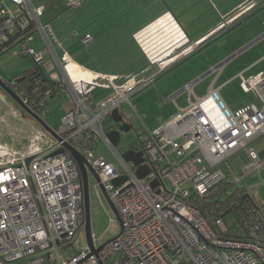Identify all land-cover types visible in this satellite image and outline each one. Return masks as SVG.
Returning <instances> with one entry per match:
<instances>
[{"label":"built area","instance_id":"2783aa9c","mask_svg":"<svg viewBox=\"0 0 264 264\" xmlns=\"http://www.w3.org/2000/svg\"><path fill=\"white\" fill-rule=\"evenodd\" d=\"M8 1L10 6L0 2L1 31H12V19L22 13L35 23L48 39L47 46L63 75L60 87L70 93L72 105L52 129L56 137L52 135L43 149L16 155L0 148V264L17 260H26L27 264H264V204L254 186L236 191L237 198L242 195L246 201L231 210L241 234H233L231 229L236 227L225 223V214L204 215L194 202L206 197L213 187L229 184L223 166L230 159L245 154L258 172L264 166V157L253 147L264 136V70L240 78L242 90L254 91L259 104H246L235 111L212 86L192 101V83L186 84L182 90L187 93V105L156 129L142 126L137 133L140 147L128 148L142 152V164L147 165L148 172L140 178L135 173L137 166L125 161L113 147L105 124L112 111L119 110L122 100L152 82L155 72L126 83L119 78L139 76L96 73L79 66L104 78L105 83L80 79L75 85L52 50L50 29L43 24L40 10L31 0ZM80 4V0H69L67 5L77 8ZM28 20L25 18L21 26ZM178 29L180 41L174 52L182 50L187 40L186 33ZM30 36L17 43L19 52L41 61V54L28 45ZM0 39H6L3 33ZM89 40V35L81 38L83 44ZM156 63L154 54L151 70L159 65ZM8 84L16 86L14 80ZM87 86L110 89L112 95L94 103L91 91L85 90ZM17 93L22 98V92ZM49 94L50 90H45L42 97L30 103L24 98L22 101L41 117L43 112L37 109ZM100 143L110 150L119 167L97 151ZM66 146L82 155L97 174L94 189L99 185L104 188L121 220L120 234L97 253H91L89 247L68 253L83 229L84 209L75 160L67 150L54 153ZM121 178L125 180L115 185L114 181ZM241 178L242 174L235 175L231 183L237 184Z\"/></svg>","mask_w":264,"mask_h":264},{"label":"crops","instance_id":"0c3cea01","mask_svg":"<svg viewBox=\"0 0 264 264\" xmlns=\"http://www.w3.org/2000/svg\"><path fill=\"white\" fill-rule=\"evenodd\" d=\"M68 1L31 0L40 10L43 24L48 25L52 50L60 57L71 79H74V75H84L87 81L102 85L105 83L104 78L93 76L79 66L96 73L133 74L146 69L147 64L150 66L154 54L160 57L159 65L163 67L171 60H167V55L180 41L178 27L187 34L184 47L194 45L188 49L181 47L182 50L186 49L182 52L183 56L166 69L155 72L152 82L145 86L152 85L150 90L160 97L158 102L161 108L158 119L149 125L151 129L145 125L147 129L158 128L177 113H174L175 110L187 105V93L182 89L188 83H192V101L205 95L212 86L218 89L222 99L226 97V101L223 100L233 111L246 104H259L254 91L242 90L240 78H249L264 70V0H80L81 4L77 8H69ZM4 2L11 5L8 0ZM174 15L181 16V23L188 26L183 28L181 24L178 25L176 19L172 18ZM85 35H89L90 40L83 44L81 38ZM47 40L38 28L31 34L28 45L40 53L43 59L44 49L52 53ZM89 48L91 52L87 54ZM108 48L122 49L125 54V60L111 64L114 71L99 67L98 55ZM1 59L0 64L5 60ZM57 60L59 62V58ZM39 62L35 61L34 64L38 63L41 67ZM55 63L59 67L57 61ZM132 65H135L133 67L136 70H128ZM120 69L128 72H121ZM24 71L22 67L13 64L5 73L12 75L9 80H13L20 78L19 75ZM173 72H177L175 78L169 77L163 83ZM131 77L119 79L131 83L137 78ZM54 84L48 99L60 93L61 83ZM241 93L243 96H240ZM66 105L63 106V114L71 106ZM36 124L42 127L40 123ZM42 129V134L52 139L50 132L44 127ZM237 157L248 162L245 154Z\"/></svg>","mask_w":264,"mask_h":264},{"label":"rangeland","instance_id":"374dc122","mask_svg":"<svg viewBox=\"0 0 264 264\" xmlns=\"http://www.w3.org/2000/svg\"><path fill=\"white\" fill-rule=\"evenodd\" d=\"M83 7L84 5L81 9H83ZM174 18L177 22H179V25L181 24L183 28H185V26H188V24L184 23L183 25V23H181V16L174 15ZM187 33L189 34L190 32ZM108 40L110 41L109 38ZM19 49V45H16L15 47L4 52L0 56L2 57V61L5 59L2 64H0V76H2L4 79L9 80L10 76H12L8 73H5V70L13 64H15V66L22 67L24 70H28L33 67L35 59L31 56L23 55L19 52ZM108 49H105L104 51H102V53H99V67L101 69H105L106 71H114L115 69L114 67H112L111 64H115L118 60L119 63L125 60V54H123L122 49L119 48ZM47 50L44 49L43 60H41L39 63L50 79H52L54 82L60 83L63 80V75L59 67L56 65L52 53L48 52ZM86 51L87 54H90L91 49L89 48ZM182 52V50L171 52L167 58V60H171L165 63L163 68L173 63L176 59L182 57ZM156 64H161V62L157 61ZM133 66L135 65L130 66V69L128 70H136ZM146 66V69L144 68L142 70H138V72L133 73V75L141 76L148 73L147 70H151V65L149 66V64H147ZM178 68H180V66ZM123 70L125 69H122L121 72H128L127 70ZM161 70L163 69H156L154 70V72H160ZM176 73H170L169 76L166 78L167 80H165L163 83L168 81L169 77L171 79L175 78ZM120 74L123 75V73ZM150 75L151 74H148L145 77L140 78L137 77L138 79L133 77L135 79H133L134 81L132 80L131 83H134L142 78H147ZM124 76L127 75L124 74ZM74 79L76 81L80 79H84L87 81V77L84 75H74ZM130 79H132V77ZM151 86L152 85L145 88H140L139 90L131 94L128 100H122L121 104L118 106L121 115L131 124L130 130H128L127 132H121V137L118 144H112L116 151L121 154L130 147H140V143L137 140V133L140 132L142 126H147L149 128V125L155 122L158 119L157 115L161 113L160 103L158 102L160 97L155 94H152L150 90ZM59 90L60 93L57 94L56 97L49 99L47 98L48 102L46 103V106L44 107V111L41 116L43 122L51 130L59 124L60 118L63 114L64 104L72 105L71 100L70 103H68V100L70 99V93L65 92L66 89L64 91V88L61 87L59 88ZM85 90L91 91V94L93 96V102L97 104L100 103V101L106 99L108 96L112 95L110 89L97 86H87ZM240 96H243V94L241 93ZM179 99L180 98H178V101ZM223 99L226 101V97H223ZM176 112L177 111L175 110L174 113ZM24 119L27 120L28 123L25 122ZM38 125L34 120H32L31 117L25 114V111H23L22 108L19 107L18 104H16L14 100L4 90L0 88V148H4L9 151L10 154L16 155H26L37 147L43 149V147L47 145L51 138L48 135L44 136L42 134V127L40 125L38 127ZM105 125L106 128L110 129L111 126L108 120ZM134 129H136V133ZM253 147L257 153L263 150L264 136L256 143H254ZM97 151L99 153H103L109 161H112L116 167H119L116 159L114 158L110 150L106 149V147L102 143H100L97 147ZM223 167L224 170L227 172L226 181L229 183V186L226 192L224 193V196L219 198L221 201H224L227 199V197L235 194L237 189H240L242 187L254 186L261 204H264V166L261 167L258 172L254 169V166L250 162L245 163L241 158L235 157L226 162ZM248 172L250 173L248 174ZM241 174V181L237 184H232L231 182L233 181L234 176H240ZM88 178L91 205L92 238L94 245L98 247L100 244L114 237L119 232L120 227L119 222L117 221L114 213L109 207L106 199L102 195L99 187H97V190L94 189L93 186L96 182L94 177L92 175H89ZM224 221L227 225H234L236 227L237 218L235 216L234 211H229L227 214H225ZM231 231H233V234H241L243 232L237 227L231 229ZM85 248H88V246L84 237L83 229H81L78 233V237L73 240V246L69 247L68 253L75 254V251H80ZM40 253L41 252H38L37 254ZM28 258L29 257H27V259ZM7 264H27V261L17 260Z\"/></svg>","mask_w":264,"mask_h":264},{"label":"trees","instance_id":"16d2710c","mask_svg":"<svg viewBox=\"0 0 264 264\" xmlns=\"http://www.w3.org/2000/svg\"><path fill=\"white\" fill-rule=\"evenodd\" d=\"M0 2L5 4L4 0H0ZM25 18L28 20L27 16L22 13L12 19V31L10 29H4L1 31L0 29V36L3 33L6 37L5 40L0 39V55L15 47L25 36L31 35L36 31L37 28L35 23L30 20H28V23L24 27L21 26V24L24 23ZM19 76L23 79L16 83L15 88L17 92H22V98L26 99L27 103L32 102L34 98L42 97L45 90H50V92H52L53 85H55V82L46 75L38 63H35L32 68L25 70ZM11 81L12 79L8 80V83ZM11 88L15 90L12 86ZM47 102L48 100L46 99L45 103L37 109L38 113L44 109ZM228 186L229 185L224 182L213 187L206 197L194 201L196 207H198L204 215L221 216L227 214L225 213L226 211H231L234 207L236 208L237 205L246 202L245 199L242 200V195L237 198L236 193L227 197L226 200L221 201L219 198L224 196ZM232 201L236 202V204L231 205L230 202ZM223 217H225V215Z\"/></svg>","mask_w":264,"mask_h":264},{"label":"water","instance_id":"95a60500","mask_svg":"<svg viewBox=\"0 0 264 264\" xmlns=\"http://www.w3.org/2000/svg\"><path fill=\"white\" fill-rule=\"evenodd\" d=\"M178 24H179V22H178ZM22 79L23 78L16 79L15 82H18ZM0 88L2 90H4L20 107H22L23 110H26L34 118V120H36L38 123H40L42 125V127L47 129L51 135L56 137L53 130L48 129V127L46 126V124L43 122V120L40 118V116L38 114L29 110L28 106L26 104H24V102L16 94L14 89H12L9 86L8 81L3 79L2 77H0ZM111 115H112L113 120H115V121L121 120L117 109H114L112 111ZM121 129L124 132H127L130 129V126L128 124H123L121 126ZM107 136L111 140V142L114 144H117V142L120 140L119 131L111 130V131L107 132ZM65 150H67L70 153V155L72 156V158L75 160V162L78 166L79 172H80V176H81V180H82V188H83V209H84L83 232H84V237H85L86 243L88 244L89 249L91 250V253H97L106 242H108L109 240H111L115 237L114 236V237L108 239L104 243L100 244L98 247H94L93 238H92L91 205H90V192H89V178L88 177H89V175H92L94 177L95 181H98L99 179L97 177V174L89 167V165L87 164V162L85 161L83 156L80 155L71 146L59 148L54 153L55 154L61 153ZM258 153H259L260 157H264V149L259 151ZM121 156L123 157V159L125 161L132 162L134 165L137 166L135 173L138 177L141 178L148 172L147 165L142 164L144 159L142 157L141 151L135 152L131 149H127L124 152H122ZM29 160H30V157H27L26 163H28ZM124 180H125V178H121V179L115 180L114 183H115V185H119ZM154 185H156V182H153V186ZM98 187H99L102 195L106 199V201H107L109 207L111 208L112 212L114 213L117 221L119 222L120 230L117 233V235H119L120 231H121V220L119 218L118 211L114 207L112 202L110 201V199H109L106 191L104 190V188L101 185H99Z\"/></svg>","mask_w":264,"mask_h":264},{"label":"flooded vegetation","instance_id":"af4514ba","mask_svg":"<svg viewBox=\"0 0 264 264\" xmlns=\"http://www.w3.org/2000/svg\"><path fill=\"white\" fill-rule=\"evenodd\" d=\"M159 58L160 57H158L157 58V61H159ZM162 67L160 66V65H157L156 67H155V69H153V71L152 72H154V70H159V69H161ZM150 74H152V73H150ZM14 80V79H13ZM15 81V80H14ZM17 83V82H16ZM11 86V85H10ZM15 91V90H14ZM16 92V91H15ZM16 94L18 95V93L16 92ZM19 96V95H18ZM20 97V96H19ZM21 98V97H20ZM22 99V98H21ZM15 102V101H14ZM16 103V102H15ZM17 104V103H16ZM19 106V105H18ZM28 106V105H27ZM20 107V106H19ZM22 108V107H21ZM28 108H29V110H31V111H33V112H35L36 113V111L35 110H33L32 108H30L29 106H28ZM22 110H23V108H22ZM23 111H25V114L26 115H28L29 117H31L32 118V120H34V118L26 111V110H23ZM37 114V113H36ZM118 114L120 115V121H115V120H113V118H112V115L110 114V117H109V123H110V131L111 130H115V131H119V133H120V137H121V132H124L122 129H121V126L123 125V124H128L129 126H130V129H131V124H130V122L128 121V120H126L122 115H121V112L118 110ZM34 121H36V120H34ZM37 122V121H36ZM129 129V130H130ZM134 131H135V129H134ZM119 142V141H118ZM118 142H117V144H118Z\"/></svg>","mask_w":264,"mask_h":264},{"label":"bare ground","instance_id":"6f19581e","mask_svg":"<svg viewBox=\"0 0 264 264\" xmlns=\"http://www.w3.org/2000/svg\"><path fill=\"white\" fill-rule=\"evenodd\" d=\"M71 80H72V82H73L75 85L78 84V81H76L75 79H71Z\"/></svg>","mask_w":264,"mask_h":264}]
</instances>
